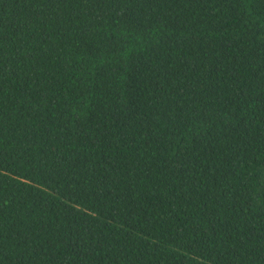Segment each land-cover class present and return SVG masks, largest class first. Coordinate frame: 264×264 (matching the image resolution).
I'll return each instance as SVG.
<instances>
[{"label": "trees", "instance_id": "1", "mask_svg": "<svg viewBox=\"0 0 264 264\" xmlns=\"http://www.w3.org/2000/svg\"><path fill=\"white\" fill-rule=\"evenodd\" d=\"M0 264H264V0H0Z\"/></svg>", "mask_w": 264, "mask_h": 264}]
</instances>
